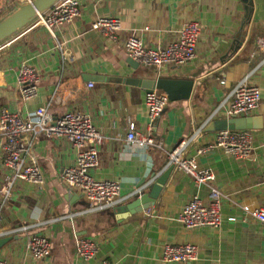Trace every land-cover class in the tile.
I'll return each instance as SVG.
<instances>
[{
    "label": "crops",
    "instance_id": "0c3cea01",
    "mask_svg": "<svg viewBox=\"0 0 264 264\" xmlns=\"http://www.w3.org/2000/svg\"><path fill=\"white\" fill-rule=\"evenodd\" d=\"M79 4L80 16L69 24L49 31L30 23L0 43V111L26 116L45 107L54 118L67 111L89 115L104 137L92 176L119 182L126 197L119 206L131 202L152 174L167 166L168 151L201 128L185 155L195 157L200 169L212 171V184L222 194V224L186 230L177 221L192 197L208 202L209 187L195 184L176 169L149 209L129 216L116 215L113 210L119 206L84 213L88 201L60 178L63 169L75 162V148L65 139L38 135L28 155L38 165L42 183L16 181L9 198L0 195V234L13 236L0 250V260L6 264H264V224L244 220L242 211L243 207L264 209V48L257 43L264 40V0H253L248 23L242 0H79ZM6 9L15 10L14 0H0V11ZM98 18L120 20L117 40L92 30ZM189 21L202 27L195 61L161 70L129 67L124 42L132 33L146 46L164 47ZM21 63L40 75L36 96L26 100L16 85ZM90 77L100 81H89ZM108 77L192 80L194 86L188 100L168 99L147 132L144 89L103 80ZM242 78L260 90L259 108L245 116L260 122V127L246 131L251 138L250 156L235 159L219 147L198 154V149L214 142L218 132L205 129L209 122L225 118L233 87ZM128 122L137 132L149 134L155 144L162 143V148L128 143ZM3 157L0 148V187L9 178ZM67 214L72 218H64ZM21 226L48 238L49 257L36 260L26 252L24 233L14 231ZM79 236L97 243V253L88 262L76 254ZM186 243L198 248L194 262L161 261L164 245Z\"/></svg>",
    "mask_w": 264,
    "mask_h": 264
},
{
    "label": "built area",
    "instance_id": "2783aa9c",
    "mask_svg": "<svg viewBox=\"0 0 264 264\" xmlns=\"http://www.w3.org/2000/svg\"><path fill=\"white\" fill-rule=\"evenodd\" d=\"M21 4H28L31 0H14ZM79 0H58L49 9L37 13L32 21L33 27H43L51 31L53 26L69 24L80 16ZM91 28L99 32L106 39L117 40L120 30V20L117 18L95 19ZM146 29V28H144ZM202 27L197 21H189L180 29L177 37L164 47H149L144 44L136 33H132L124 42L126 55L140 66L161 70L167 66H181L193 62L197 58V42L201 36ZM257 43L264 48V40L258 39ZM40 75L33 67L21 63L18 68L16 85L22 100L36 96ZM221 83H224L222 81ZM92 87V84H89ZM168 101L167 95L162 91H153L145 95L144 104L147 110V132H151L155 123L163 113ZM260 105V90L250 85L245 78L237 81L233 87L231 101L225 108V118L245 117L256 111ZM222 108L219 106L212 116H216ZM197 128L191 136L181 140L171 151L167 152L168 166H173L187 175L197 185H208V202L205 203L198 196L192 197L181 209L177 221L186 230L199 228H219L222 224L221 201L222 194L218 187L213 186L214 176L208 169H200L195 157L185 155L187 148L194 143L201 133ZM38 135L67 140L76 150L75 162L65 167L61 173L62 182L71 190H79L88 201L89 206L84 211L99 212L110 210L121 205L126 197L121 195V188L115 180H97L92 172L99 164V145L104 141L91 117L79 111H67L58 118H54L45 107L23 116L18 112L9 110L0 111V148L3 151V165L9 172L6 183L0 187L3 200L9 198L10 189L16 181L31 182L40 185L41 173L36 162L29 160V151L33 140ZM128 143L148 147L162 148V143L155 144L149 134L136 131L134 123L128 122L126 133ZM214 147L221 148L225 154L235 159H246L252 151L251 138L246 131H221L215 136L214 142L209 147L197 150V153L210 150ZM148 184V183H147ZM142 186V190L147 186ZM141 191V189L139 190ZM138 193V191H137ZM139 194V193H138ZM243 218L264 224V209H250L243 207ZM73 214L64 215L72 218ZM242 218V219H243ZM229 220L235 221L234 217ZM29 227H19L15 232L24 233V248L36 260L50 256L51 246L44 235L28 231ZM14 231H11L13 233ZM10 234L4 232L5 236ZM77 256L88 262L97 253V243L88 237L75 238ZM197 246L186 244H166L161 252L163 263H190L197 259ZM0 264H6L0 260ZM101 264H112L102 261Z\"/></svg>",
    "mask_w": 264,
    "mask_h": 264
},
{
    "label": "water",
    "instance_id": "95a60500",
    "mask_svg": "<svg viewBox=\"0 0 264 264\" xmlns=\"http://www.w3.org/2000/svg\"><path fill=\"white\" fill-rule=\"evenodd\" d=\"M58 0H31L28 4H21L14 1L15 10L0 21V43L8 39L18 31L32 23L37 13H41L52 7ZM246 12L245 18L248 23L253 15V0H242ZM127 64L132 69H137L139 64L129 58ZM97 77H90L89 81L98 80ZM103 80H108L112 83H126L133 86L143 88L146 94L155 90L164 92L171 101L188 100L191 96L194 81L170 78L156 79H139V78H120L108 77ZM259 123V125H257ZM260 127L259 119L252 118H222L220 120L211 121L206 127V131L221 132V131H247L251 128ZM174 171L173 166H166L159 173H153L150 183L144 188L145 191H139L131 202L119 206L113 210L116 215L129 216L154 206L168 178ZM13 236L5 235L0 237V250L11 240Z\"/></svg>",
    "mask_w": 264,
    "mask_h": 264
},
{
    "label": "rangeland",
    "instance_id": "374dc122",
    "mask_svg": "<svg viewBox=\"0 0 264 264\" xmlns=\"http://www.w3.org/2000/svg\"><path fill=\"white\" fill-rule=\"evenodd\" d=\"M10 11H11V10L8 11V9H6V10H1V11H0V18H3L4 16H7L8 14H10Z\"/></svg>",
    "mask_w": 264,
    "mask_h": 264
},
{
    "label": "trees",
    "instance_id": "16d2710c",
    "mask_svg": "<svg viewBox=\"0 0 264 264\" xmlns=\"http://www.w3.org/2000/svg\"><path fill=\"white\" fill-rule=\"evenodd\" d=\"M2 19H0V21H1Z\"/></svg>",
    "mask_w": 264,
    "mask_h": 264
}]
</instances>
